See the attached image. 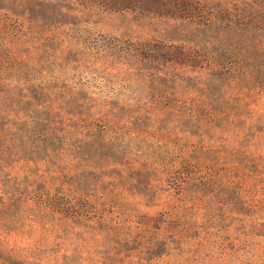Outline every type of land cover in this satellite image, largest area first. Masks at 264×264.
<instances>
[{"label":"rangeland","instance_id":"obj_1","mask_svg":"<svg viewBox=\"0 0 264 264\" xmlns=\"http://www.w3.org/2000/svg\"><path fill=\"white\" fill-rule=\"evenodd\" d=\"M11 1L25 3L27 10L17 13L72 25L43 26L23 50L30 53L28 60L7 65L3 83L21 89L46 86L57 99L88 101L97 125L106 126L113 139V150L100 138L75 142V165L87 197H79L82 219L14 223L11 247L29 257V264H264V141L250 147V139H235L221 125L206 136L208 131L179 123L175 115L155 123L162 97L183 94V101L199 102L227 94L215 84L216 75L199 69L176 74L166 64V50L181 45L171 41L190 39L196 29L167 18L161 0ZM235 1L208 0L205 6L213 12ZM214 108L234 114L218 103ZM251 110L242 112L240 123L257 115L263 117L258 130L264 129V96ZM17 111L23 112L17 127L24 133L17 134L14 146L2 140L0 152L13 155L10 165L23 189L31 172L47 168L38 160L44 157L38 144L26 133L35 124L33 109ZM204 144L208 153L199 167L196 149ZM180 178L203 179V196L196 202L177 200L170 187ZM99 182L105 187L96 186ZM33 191L25 200L34 199ZM256 210L262 213L258 217ZM104 216L110 223H98Z\"/></svg>","mask_w":264,"mask_h":264},{"label":"trees","instance_id":"obj_2","mask_svg":"<svg viewBox=\"0 0 264 264\" xmlns=\"http://www.w3.org/2000/svg\"><path fill=\"white\" fill-rule=\"evenodd\" d=\"M232 3H223L216 11L208 12L205 6L209 5L208 0L160 1L165 14L170 15L165 17L196 29V33H189L190 39L186 36L171 41L181 42V45L166 50V64L171 65L176 74L183 69H199L211 76L216 75L218 80L215 84L219 83L218 87L225 88L227 94L220 99L206 96L199 102L183 101V94L162 97L157 101L162 109L155 116V123H162L165 117L175 115L179 123L187 122L208 131L204 133L206 136L219 130L221 125L223 130H230L235 139L246 136L252 143L250 147L256 148L264 141V129L258 130L263 117L255 119V115L243 123L240 119L243 111L253 114L251 108L264 96V0H236L235 4ZM38 7L42 9L44 4ZM26 8L25 3L0 0V142L4 140L8 146H14L17 134L24 133V129L17 127V122L23 120L20 118L23 112L17 110L21 107L33 109L35 124L26 133L38 144L37 150L44 156L38 157V160L47 170L31 172L23 183L25 187L20 189L14 177L16 168L10 165L13 155L0 152V264H29L30 261L20 249L12 248L8 241L10 233L14 232L10 229L12 224L61 223L62 219L74 223V220L82 219L77 209L79 197H87L75 165V142L80 138L87 142L100 138L104 146L113 150V139L107 136V127L97 125L93 109L87 107L88 101L57 99L52 97L51 89L46 86L21 89L3 83L1 75L8 71L7 65L13 67L17 60H28L30 53L23 50L39 37L43 26L72 25L57 18H31L17 13V10L26 11ZM217 26L227 27L228 30H214ZM178 79L181 80L180 77ZM225 83L227 85L224 86ZM217 103L225 106L226 112L233 111L234 114H224L222 110L215 109ZM66 143L72 150L66 148ZM206 150L205 144L196 149L199 167L208 153ZM256 156L257 153H254L253 161L260 159ZM110 164L117 165L116 162ZM100 168L101 172L109 170V166ZM104 178L110 180L109 176ZM91 181L86 179L87 187L92 186ZM104 185L106 182L96 184L100 188ZM171 186L177 200L196 202L203 196L205 182L198 178H180ZM30 188L34 190V199L25 200ZM26 211H35L36 214L26 216ZM262 213L256 210L254 216L262 214L264 217V211ZM237 215L245 214L239 211ZM98 223L110 222L104 216L98 219ZM253 223L259 222L255 219Z\"/></svg>","mask_w":264,"mask_h":264}]
</instances>
